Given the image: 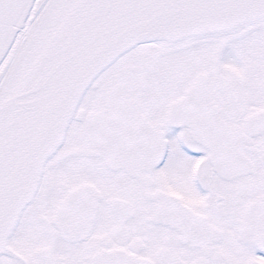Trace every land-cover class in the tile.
Here are the masks:
<instances>
[{
  "label": "snow or ice",
  "instance_id": "obj_1",
  "mask_svg": "<svg viewBox=\"0 0 264 264\" xmlns=\"http://www.w3.org/2000/svg\"><path fill=\"white\" fill-rule=\"evenodd\" d=\"M0 264H264V0H0Z\"/></svg>",
  "mask_w": 264,
  "mask_h": 264
}]
</instances>
